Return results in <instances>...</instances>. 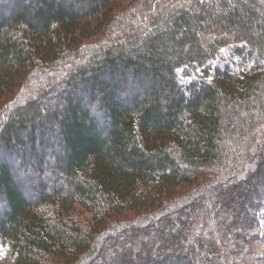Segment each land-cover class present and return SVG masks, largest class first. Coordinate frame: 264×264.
Wrapping results in <instances>:
<instances>
[{"label": "trees", "instance_id": "obj_1", "mask_svg": "<svg viewBox=\"0 0 264 264\" xmlns=\"http://www.w3.org/2000/svg\"><path fill=\"white\" fill-rule=\"evenodd\" d=\"M120 1L0 0V100L30 93L0 128V243L15 264H194L184 239L264 264V0Z\"/></svg>", "mask_w": 264, "mask_h": 264}, {"label": "rangeland", "instance_id": "obj_2", "mask_svg": "<svg viewBox=\"0 0 264 264\" xmlns=\"http://www.w3.org/2000/svg\"><path fill=\"white\" fill-rule=\"evenodd\" d=\"M130 1L131 0H121L119 3L127 5L128 3H130ZM158 3H159V0H153V6H155V4L157 6ZM143 22H146V20L144 19ZM90 41H92V40L90 39ZM93 41H94V39H93ZM228 50H229L228 47L223 48L224 53H227ZM29 94L30 93H28L27 90H23V88H16L13 94H11V95L8 94L0 100V128L3 126L5 120L7 119V116L10 113V110L16 105V103L22 102L24 100V97H27ZM51 102L54 103V101H51ZM31 165H32V167H31ZM34 169L35 168H33V164L31 163V164H28V166H26V169L25 168L23 169L24 172H22V173L25 175L27 174L29 179H32V180L37 179V176L38 175L41 176V174ZM50 176H51L50 171L45 169L44 175L42 176L43 179L45 178V179L49 180L48 178ZM194 187H196V186H190V187H188V189L192 190V189H194ZM186 189H187V187H186ZM72 213L74 215L75 221H77L78 223H82V224L85 222V218L88 217L90 214L88 211H84V209L80 206H77L76 210L72 211ZM120 217H125L124 219H133L135 217V215H134V213L127 211V213H123ZM194 218L195 217H191L190 219H194ZM146 221H147V219H146ZM194 221L196 222L195 219H194ZM107 222H111V221H107ZM112 224H110V226L109 225L107 226L109 229L108 233L110 234L109 235L110 239H108V242L111 241L113 243V241H115V240H117L118 242L122 241V238H117L116 234H117V232H119L121 229H123L125 227L121 224L113 227ZM198 224H199V226H201L202 225L201 221L197 220V226H198ZM193 231L195 233L197 230L195 229ZM193 231H189L190 232L189 235L192 238H193L192 235L194 234ZM262 232H263L262 237L264 239V227L262 229ZM209 233L210 232H207L206 227L204 226L201 235L204 238L205 243H208L209 240H211L210 236H212L213 239L215 237L213 232L210 233V236H209ZM231 237H233V236L230 235V238ZM228 238H229V236H228ZM185 240L186 239H184V241H182L180 243V249L183 251H188V253H189V251L193 247H195L196 251L199 254L198 256H197V254H193L194 255V261H193L194 264H206L204 259H207V257H208V259L212 260V258H214L213 255L215 253L210 254L203 249H199V244L197 246V243H194V240H192V239H190V241L193 242V243L190 242L191 246L188 244V241L186 242ZM215 243H216L217 247L220 248L219 243L220 244L223 243V239L221 237L219 239H215ZM101 246L102 245H99L98 247L95 246L96 247V250H95L96 253L99 251V249L101 250ZM126 246L130 247V249H131V253L128 254L127 256L131 257L132 259H133L135 254H136V257H139L138 256L139 252L144 249V246L141 244H138L135 246L134 245H126ZM121 247L124 248L125 246L121 245ZM147 248H148V246H147ZM105 252H109V254L111 256H113V255L115 256L116 254H114L113 252L117 253V252H121V251H119V249L116 245L115 246L113 245L112 247H108L105 250ZM219 252H220V249H219ZM140 253H142V252H140ZM93 255H94V253H93ZM93 255H91V258L93 257ZM259 256H260L261 262L264 263V246H263L261 254ZM212 262H213V264H216V263H214V261H212ZM218 262L220 264V261H218ZM0 264H15L13 257L10 256V254L8 253V246L5 244H2V243H0Z\"/></svg>", "mask_w": 264, "mask_h": 264}]
</instances>
